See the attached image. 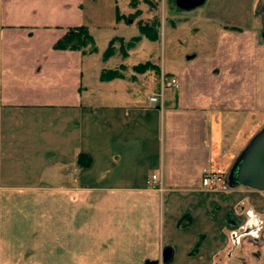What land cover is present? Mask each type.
<instances>
[{
    "label": "crops",
    "instance_id": "obj_1",
    "mask_svg": "<svg viewBox=\"0 0 264 264\" xmlns=\"http://www.w3.org/2000/svg\"><path fill=\"white\" fill-rule=\"evenodd\" d=\"M86 5L0 0V264H264V193L200 188L206 164L228 173L245 127L264 126V0L179 30L167 11L161 67L108 81L95 53L54 48L91 32ZM161 76L179 86L151 103Z\"/></svg>",
    "mask_w": 264,
    "mask_h": 264
},
{
    "label": "rangeland",
    "instance_id": "obj_2",
    "mask_svg": "<svg viewBox=\"0 0 264 264\" xmlns=\"http://www.w3.org/2000/svg\"><path fill=\"white\" fill-rule=\"evenodd\" d=\"M111 1L112 0H87V5L84 10L87 24H90V33L94 37V43L97 49V52L91 56L90 60V68L94 70V72H96L99 67L117 69L118 72H120V70L127 67L131 68L134 66L135 68L139 64H144L146 61L152 62L157 68L161 67L162 30L158 28L159 26L155 28L159 30L158 42L153 43L143 37L139 45L132 46L136 48L127 47L128 42L139 35L137 27L141 22L143 23V21H153L158 18L161 24L162 18L164 17V19H166V12L169 11V13H171L168 16L169 19L163 24H177L176 30L187 27L189 24H226V22H232L233 18L239 16L240 13L243 12V8L240 4L245 3L247 0H207L203 5L192 10H179L174 6V0H164V6H162L161 1L157 0L155 3L157 8L156 6L152 8V6L146 5L145 0H115V3L116 1L118 2V11H115L116 24L114 20H112V18L114 19V3L111 4ZM225 1L226 3L224 5ZM163 9L165 13H163ZM243 15L245 14L243 13ZM211 16L213 18H210ZM200 34L204 35L203 31ZM186 37L188 36L183 34L181 40H185ZM110 41L112 56L102 61L101 57L106 51ZM122 64H124V66ZM233 127L234 132L231 134V140L228 142L230 145L238 142L237 132L242 129L243 124L240 122ZM247 127L248 126L245 127L244 133H246V139L248 137V140H250V138L262 129L263 126L258 128L256 132H254L255 130L252 132L251 126H249L248 130ZM234 150L236 151V148H234ZM202 203H204L203 200ZM227 251V247L222 250V255L219 260H228L225 255H223L226 254ZM234 254L232 253V258Z\"/></svg>",
    "mask_w": 264,
    "mask_h": 264
},
{
    "label": "water",
    "instance_id": "obj_3",
    "mask_svg": "<svg viewBox=\"0 0 264 264\" xmlns=\"http://www.w3.org/2000/svg\"><path fill=\"white\" fill-rule=\"evenodd\" d=\"M174 3L179 10H192L202 5L204 0H174ZM261 13L264 17V5ZM261 36L264 41V31ZM226 183L229 188L246 187L264 193V126L236 157L228 170ZM169 255V250L165 249L162 261L166 262ZM146 264H157V261Z\"/></svg>",
    "mask_w": 264,
    "mask_h": 264
},
{
    "label": "trees",
    "instance_id": "obj_4",
    "mask_svg": "<svg viewBox=\"0 0 264 264\" xmlns=\"http://www.w3.org/2000/svg\"><path fill=\"white\" fill-rule=\"evenodd\" d=\"M145 2H146V0H145ZM155 3L151 5V2H150L149 4L153 8V6L154 7L156 6ZM156 8H157V6H156ZM117 11H118V9H117ZM158 26H160V20L158 18H156L153 21L147 20V21H143V23L141 22V24H139L137 27L138 31H139V35L132 38L128 42L127 47L131 48L137 42H139L142 39V37H145V38L149 39L150 41L156 40L157 35H158V30H156L155 28ZM110 46H111V41L109 42L108 47L103 54V59H108L109 57L112 56V50L110 49ZM54 48L57 50H77L83 54H87V53L93 54V53L97 52L93 37L87 31V29L85 27H78V28L69 29L67 31V33L65 34V36L54 44ZM148 66L149 67L151 66L150 63L144 62V64H139L138 66H136L135 69H137L139 71L140 70L143 71L145 69H148ZM119 76H120V72H118L117 69H105V70H102L100 72L98 78L101 81H108V80H112L114 78H117ZM86 158H87V155L80 153L77 157V163L81 164V165H83L85 163L88 164V161Z\"/></svg>",
    "mask_w": 264,
    "mask_h": 264
},
{
    "label": "built area",
    "instance_id": "obj_5",
    "mask_svg": "<svg viewBox=\"0 0 264 264\" xmlns=\"http://www.w3.org/2000/svg\"><path fill=\"white\" fill-rule=\"evenodd\" d=\"M179 86L177 80L170 78L166 80L161 76V82L157 90L148 98L149 102L157 103L162 97L163 90L166 88H175ZM157 180L156 175H151L148 183L155 184ZM200 188L205 191H215L217 189L225 188V172L218 166H210L206 164L200 176Z\"/></svg>",
    "mask_w": 264,
    "mask_h": 264
}]
</instances>
